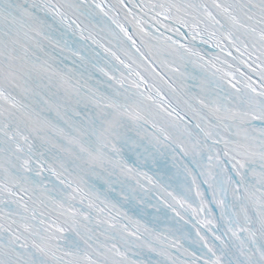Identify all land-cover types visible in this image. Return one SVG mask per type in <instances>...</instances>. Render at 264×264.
<instances>
[{
    "label": "snow or ice",
    "instance_id": "6c2138e0",
    "mask_svg": "<svg viewBox=\"0 0 264 264\" xmlns=\"http://www.w3.org/2000/svg\"><path fill=\"white\" fill-rule=\"evenodd\" d=\"M0 264H264V0H0Z\"/></svg>",
    "mask_w": 264,
    "mask_h": 264
}]
</instances>
